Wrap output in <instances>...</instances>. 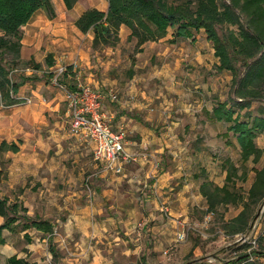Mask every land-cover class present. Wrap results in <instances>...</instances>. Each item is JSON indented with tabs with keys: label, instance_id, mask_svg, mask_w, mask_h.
<instances>
[{
	"label": "rangeland",
	"instance_id": "rangeland-1",
	"mask_svg": "<svg viewBox=\"0 0 264 264\" xmlns=\"http://www.w3.org/2000/svg\"><path fill=\"white\" fill-rule=\"evenodd\" d=\"M168 1L180 4L186 0ZM88 8L106 12L107 1L76 0L71 10L63 7L61 19L67 25L64 38L69 41L70 48L69 53L50 52L54 61L51 69L68 66L70 77L66 76L63 82L73 87L79 82L95 90L114 89L118 99L120 97L119 101L127 103L128 115L133 119L149 126L164 123L167 131L171 129L179 134L180 145L184 148L178 150L173 161L172 157H163L166 167L174 168L178 165L180 169L181 175L172 182L175 188L171 192L173 199L182 184L194 185L193 183H198L206 174H213L217 186L224 182V173L227 172L224 169L226 159L238 169L237 177H232L236 190L247 198L254 180V169H259L264 164V131L255 141L263 150L262 158L258 163L251 160L242 162L234 137L231 133L227 138L223 136L227 125L209 118L212 107L229 98L232 76L228 71L217 70L218 60L204 31L194 33V39L171 42L172 30H169L166 36L159 40L146 43L144 51L135 53V39L128 40L129 31L121 28L120 39L115 46L94 49L91 33L83 34L74 26V17H78L81 11ZM53 9L59 12L55 2ZM46 19H49L47 14ZM225 29L226 27H219L218 33L221 34ZM20 35L23 36V30H20ZM43 49L46 50L45 47ZM48 67L46 58L37 71L22 63L16 68L12 67L9 78L17 82L24 79L26 85V88H20L23 102L12 106H3L0 103V141L4 139L22 142L18 153L7 152L0 155V198L7 199L10 205H22V201H31L34 204L39 201H66L63 194H66L67 190L64 189L66 184L63 181L72 171L78 172V169L84 171L82 184L86 193L85 200L93 199V183L102 181L99 166L93 160L89 149L78 153L70 149L71 139H78L85 146L88 143L85 136L71 131L61 93L49 81ZM27 68L30 69L29 72ZM33 90H38L41 97L33 94ZM40 99L43 104L45 101L48 105H57V109L53 111L48 108L41 116L36 115L33 108ZM115 103L109 102V105L114 106ZM44 106L46 107L45 104ZM260 107L264 108V102L253 103L249 114L257 115ZM242 119L247 117L243 115ZM156 131L164 132L160 127ZM52 133L60 137L65 135L67 138L64 141L51 140ZM38 139L41 140L39 144ZM227 139L231 141L229 145L226 143ZM51 159L55 160L56 167H64L58 173L59 179L55 189L49 182H41V179L33 174V170L37 169L36 165L43 162L44 167L45 160ZM194 173L201 179L193 178ZM154 196L158 198V194ZM241 209L240 205H228L219 206L210 212L206 203L194 205L188 209L187 219L182 218L184 223L179 225L180 228L184 225L185 229L179 232H184L185 238L176 242L175 246L167 248V252L161 254L163 260L157 264H226L227 261H235L239 254L256 249V241L264 235V203L255 208L254 218L245 235L227 234L225 224L237 216ZM22 215L21 212L20 216ZM28 217L34 218L33 215ZM23 222L20 217L17 221L18 227H21ZM59 230L58 228L54 231L58 234ZM5 235L11 243L10 247L18 252L28 254L25 247L34 246L39 248L41 253H45L42 259L44 262L73 264V261H70L73 256L68 255L69 251L58 246L63 244V239L54 244L59 256L53 260L51 253H48L49 243L46 235L34 229H29L24 234L19 228L10 234L6 231ZM43 238L46 240L44 243L41 242ZM90 241L91 246H94L95 240ZM97 245L100 246V243ZM7 249V246L0 245L2 261L8 255ZM91 262L92 254L89 253L83 264ZM238 264H264V258L252 255Z\"/></svg>",
	"mask_w": 264,
	"mask_h": 264
},
{
	"label": "trees",
	"instance_id": "trees-1",
	"mask_svg": "<svg viewBox=\"0 0 264 264\" xmlns=\"http://www.w3.org/2000/svg\"><path fill=\"white\" fill-rule=\"evenodd\" d=\"M106 1V12L88 8L74 22L81 33L92 32L94 49L115 46L122 27L129 31L128 40L135 39V53L144 51L146 43L159 40L169 30H172L171 42L194 39V33L204 31L218 60L217 70L228 71L232 76L229 98L215 104L209 118L227 125L223 136L227 138L231 133L234 137L242 162L251 160L258 163L263 150L255 141L264 131V108H258L257 115L251 116L249 111L253 103L264 102V0H196L195 3L186 0L180 4L168 0ZM63 2L66 9L71 10L76 0ZM39 9L44 10L49 18H54L51 0H0V103L3 106L23 102L17 97V90L23 85L24 79L12 81L9 74L10 69L20 63V28ZM222 26L226 29L219 34L218 28ZM46 62L52 65L51 55L47 56ZM26 65L36 71L40 69L39 64L30 61ZM243 115L247 119H242ZM230 142L226 140L228 145ZM20 144V140L18 143L2 140L0 155L19 152ZM224 169L227 173L221 187L205 181L200 186V192L210 212L219 206L240 205L241 211L225 224L224 229L232 236L245 235L254 218L255 208L264 203V164L254 169V180L247 198L236 190L232 181V177H237L235 165L226 159ZM26 212L22 205H10L7 199L0 198V217L4 219L0 224V245L5 244L4 230L14 233L18 228L21 231L35 229L47 236L49 251L53 260H56L59 254L52 241V223L28 217ZM20 217L24 222L18 227ZM256 243V249L239 254L235 261H227L226 264H238L252 255L264 258V235ZM6 263L38 264L17 255L8 257Z\"/></svg>",
	"mask_w": 264,
	"mask_h": 264
},
{
	"label": "crops",
	"instance_id": "crops-1",
	"mask_svg": "<svg viewBox=\"0 0 264 264\" xmlns=\"http://www.w3.org/2000/svg\"><path fill=\"white\" fill-rule=\"evenodd\" d=\"M51 2L53 6L55 2L59 7V12L56 9L54 11V18L46 19V12L39 9L20 28L23 30L20 50V63L22 64L30 61V63L41 66L43 59L51 55L50 52L52 51L62 54L64 52L69 53V41L64 38L67 33V25L61 19L65 4L63 0H51ZM74 18L77 19V17ZM75 29L77 28L75 27ZM88 33H91V38H93L92 32ZM51 61L52 65L48 69L53 66L52 56ZM66 76L70 77L69 75ZM20 88L24 89L26 85L23 83ZM20 88L17 90V97L23 99ZM52 89L54 90V88ZM32 93L41 97L38 90H33ZM53 99L55 100V97ZM119 100L120 97L116 103L114 102V106H110L109 101H105L103 104L110 125L114 131L124 133L126 151L145 154L146 158L126 164L121 174L105 172L97 164L102 181L93 183L91 196L93 199L90 201L85 200L86 193L82 184L83 169H78V172L75 171L76 173L72 171L70 176L64 179L63 182L66 184L64 189L67 190V193L63 195L66 201H39L37 204L31 201H22V206L27 210V216L33 215L34 218L52 223L53 244L60 243L63 239V244L58 246L69 251L68 255L73 256L72 259L70 258L73 264H83L89 253L92 254L90 264H157V262H161L163 260L161 254L167 252V248L172 247L177 242V234L185 229L184 225L181 228L179 226L184 223V220L181 219H187L186 214L194 205L206 203L200 192L202 183L209 181L215 184L216 182L211 173L206 174L203 179L194 173L193 178L201 180L198 183H193L194 185L182 184L173 199L171 192L175 188L172 186V182L181 175L180 169L178 165H175L174 168L172 166L166 167L163 157H172L173 161L178 150L184 148L180 145L179 134L174 133L171 129L167 131L164 123L149 126L133 119L128 115L127 103ZM38 101L33 109L39 116L48 108L54 111L58 107L51 103L48 105L44 101L45 107L41 99ZM158 127L164 132L158 133L156 131ZM66 138L65 135L60 137L54 133L50 136L51 140L64 141ZM39 142H41L40 139L37 143L39 144ZM70 142L71 151L74 150L78 153V151L83 150L85 152L88 148L93 157V146L87 139L88 145L86 146L80 143L78 139H71ZM235 146L239 150L236 143ZM80 155L82 156L83 152ZM45 161L44 167L43 162L37 163V169L36 171L33 170V174L38 176L41 182H49L55 189L59 179L58 173L64 167H56V162L53 159ZM42 167L43 169H41ZM226 173H224V179ZM224 182L219 183L218 186L221 187ZM154 194H158V198ZM3 221L4 219L0 217V224ZM58 228L60 230L56 234L55 231ZM28 230L23 231L24 234ZM6 231H3L5 239L3 245L8 247L6 251L8 255L4 261L0 257V264H7V258L12 255L38 264H49L42 260L45 253H41L39 248L26 246L28 254H24L10 247L9 244L11 243L5 235ZM90 240H95L94 246H91ZM45 241V238L41 240L42 243ZM99 243L100 246L97 245ZM48 253L50 254V251Z\"/></svg>",
	"mask_w": 264,
	"mask_h": 264
},
{
	"label": "built area",
	"instance_id": "built-area-1",
	"mask_svg": "<svg viewBox=\"0 0 264 264\" xmlns=\"http://www.w3.org/2000/svg\"><path fill=\"white\" fill-rule=\"evenodd\" d=\"M68 68L59 66L55 70L49 69L47 74L50 83L62 95L71 131L85 136L93 146L94 161L105 172L121 174L126 164L146 158L145 154L126 151L124 133L112 129L109 117L103 111L105 101H118L117 92L114 89L95 90L79 82L74 87L67 85L63 79L68 75ZM184 238V232H179L176 240L181 242Z\"/></svg>",
	"mask_w": 264,
	"mask_h": 264
}]
</instances>
